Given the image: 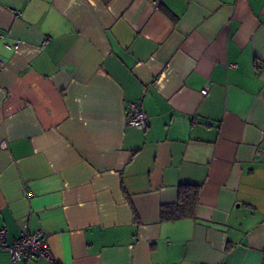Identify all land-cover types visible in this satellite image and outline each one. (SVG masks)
Returning <instances> with one entry per match:
<instances>
[{
    "label": "crops",
    "instance_id": "1",
    "mask_svg": "<svg viewBox=\"0 0 264 264\" xmlns=\"http://www.w3.org/2000/svg\"><path fill=\"white\" fill-rule=\"evenodd\" d=\"M0 31V228L55 260L0 264H264V0H0Z\"/></svg>",
    "mask_w": 264,
    "mask_h": 264
},
{
    "label": "built area",
    "instance_id": "2",
    "mask_svg": "<svg viewBox=\"0 0 264 264\" xmlns=\"http://www.w3.org/2000/svg\"><path fill=\"white\" fill-rule=\"evenodd\" d=\"M7 38H9V34L0 31V39L4 40ZM46 41L45 39L42 45H44ZM19 45V40H13V42L8 43L6 46L9 49H18ZM3 67L4 63L0 60V70ZM206 92L207 89H204L201 93L206 94ZM126 124L138 129H145L149 124V120L140 106L130 104L127 111ZM0 251H7L13 262L42 259L55 263L41 232H36L32 235H23L12 242H8L6 230L0 228Z\"/></svg>",
    "mask_w": 264,
    "mask_h": 264
},
{
    "label": "trees",
    "instance_id": "3",
    "mask_svg": "<svg viewBox=\"0 0 264 264\" xmlns=\"http://www.w3.org/2000/svg\"><path fill=\"white\" fill-rule=\"evenodd\" d=\"M102 1H103V3L106 4V5L110 2V0H102ZM171 209H172V208H170V207H168V208H167V207L163 208V210H162V214H163V217H164V218H166V219H168V218H172V219H174V218L180 217L179 212H174V211H172ZM185 213L187 214L188 212H185ZM183 215H185L184 212L181 213V216H183Z\"/></svg>",
    "mask_w": 264,
    "mask_h": 264
}]
</instances>
